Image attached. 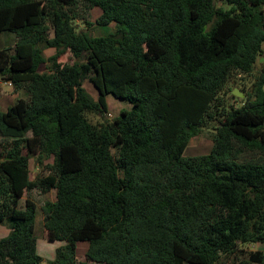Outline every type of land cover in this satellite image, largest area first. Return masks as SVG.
<instances>
[{"label": "trees", "instance_id": "trees-1", "mask_svg": "<svg viewBox=\"0 0 264 264\" xmlns=\"http://www.w3.org/2000/svg\"><path fill=\"white\" fill-rule=\"evenodd\" d=\"M2 33L17 41L0 84L25 97L0 110V264H227L264 244V69L253 101L226 89L264 56V0H0ZM107 95L131 104L112 121ZM212 123L210 153L184 156ZM35 189L56 191L45 227L64 245L47 263L21 204Z\"/></svg>", "mask_w": 264, "mask_h": 264}, {"label": "rangeland", "instance_id": "rangeland-1", "mask_svg": "<svg viewBox=\"0 0 264 264\" xmlns=\"http://www.w3.org/2000/svg\"><path fill=\"white\" fill-rule=\"evenodd\" d=\"M101 15V10L99 8H95L94 11L91 12V15L88 16V19L91 21H95L97 17ZM80 27L83 28L82 24ZM111 29V28H110ZM87 30L94 36H99L105 33V30L101 29L100 27H89ZM2 35V34H1ZM0 35V37H1ZM13 35H3L0 38V47L11 48L13 44H15V40L12 39ZM54 50L48 49L45 51V55L49 56L50 53ZM264 58V56H263ZM61 63L71 62V55L67 53L66 55L62 56L59 60ZM47 65L41 67V72L45 70ZM264 69V60L259 62L255 68V71L251 75L241 76L237 79H233L226 87L227 89V98L229 99L231 95L236 94L235 96L238 99L233 100L231 103L235 108H239L243 106L246 101H253L254 100V91H255V83L259 78L260 72ZM87 91L91 94L94 99L98 98V95L101 91L98 87L86 81L84 84ZM74 92H72V95ZM25 93L24 91H16L13 86L6 85L4 82L0 84V110L6 111L8 107L12 106L18 99L24 98ZM107 102L109 106V112L106 115V118L109 121L114 120L115 117L119 115L122 109H129L131 104L113 97L112 95H107ZM77 107V105H76ZM92 122L96 121V118L90 116ZM214 124H210L208 128L203 129L200 134L196 137H193L189 145L185 151L184 156H198L210 153L213 147V142L216 136V133L213 129ZM0 140L2 138L0 137ZM46 164L53 163V159L45 162ZM30 170L31 180H34L38 177L39 174L42 173V168H38L35 162V159L30 160ZM47 174V172H45ZM26 198L33 200L38 208L37 219H36V227H35V234L37 238V251L38 254L44 259V263L49 261H53L56 257V251L58 248L64 245V242H58L53 239L52 234L46 229L45 227V212L43 207L45 202L50 201L54 202L56 200V191L51 190L49 192H43L42 190L35 189L31 192H23L21 195V204L24 206V202ZM11 228L9 222L5 221L0 224V238H5L10 234ZM88 245L87 243L80 242L77 245L78 251V260L84 261L86 259L85 253L87 251ZM257 251H261L264 255V244H256L249 245L244 248H240L238 252L232 255L230 258L226 259L227 264H245L250 261L251 254H254ZM251 264H253L251 262Z\"/></svg>", "mask_w": 264, "mask_h": 264}, {"label": "crops", "instance_id": "crops-1", "mask_svg": "<svg viewBox=\"0 0 264 264\" xmlns=\"http://www.w3.org/2000/svg\"><path fill=\"white\" fill-rule=\"evenodd\" d=\"M0 35H1V34H0ZM3 35H5V36H6V35H13V38H12V39L15 40V43H16V41H17V37H16L14 34H12V33H2L1 37H3ZM1 37H0V38H1ZM14 45H15V44H13V46H14ZM3 48H6V47H3ZM52 54H53V52H51L49 56H51ZM45 56H46V55H45ZM46 57H48V56H46ZM6 85H7V84H6Z\"/></svg>", "mask_w": 264, "mask_h": 264}, {"label": "water", "instance_id": "water-1", "mask_svg": "<svg viewBox=\"0 0 264 264\" xmlns=\"http://www.w3.org/2000/svg\"><path fill=\"white\" fill-rule=\"evenodd\" d=\"M263 60H264V58L262 57V58H260L259 62H262ZM234 95H236V94L234 93Z\"/></svg>", "mask_w": 264, "mask_h": 264}, {"label": "built area", "instance_id": "built-area-1", "mask_svg": "<svg viewBox=\"0 0 264 264\" xmlns=\"http://www.w3.org/2000/svg\"><path fill=\"white\" fill-rule=\"evenodd\" d=\"M5 84H7V85H9V86H12V83H11V82H8V83H5Z\"/></svg>", "mask_w": 264, "mask_h": 264}]
</instances>
